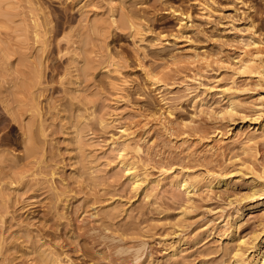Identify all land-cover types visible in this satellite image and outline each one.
<instances>
[{
  "label": "rangeland",
  "instance_id": "rangeland-1",
  "mask_svg": "<svg viewBox=\"0 0 264 264\" xmlns=\"http://www.w3.org/2000/svg\"><path fill=\"white\" fill-rule=\"evenodd\" d=\"M253 42L264 0H0V264H235L226 236L264 203L243 199L264 182ZM207 171L236 185L187 207L176 181Z\"/></svg>",
  "mask_w": 264,
  "mask_h": 264
},
{
  "label": "bare ground",
  "instance_id": "bare-ground-1",
  "mask_svg": "<svg viewBox=\"0 0 264 264\" xmlns=\"http://www.w3.org/2000/svg\"><path fill=\"white\" fill-rule=\"evenodd\" d=\"M135 29L136 32L140 31V26L134 22L131 24ZM249 46H253V50L249 52H244V54L238 59L237 61V69L236 74L240 76H244L246 78H250V80L253 78L255 79V88L264 90V51L262 47L260 46V43L253 42L252 44H248ZM260 90V91H261ZM260 91L258 92V98L259 101L258 104L254 105V118L253 122H259V129H261L262 134L261 136L264 137V96L260 94ZM242 90L239 88H235L233 86H229L227 88H224L220 90V93L222 94V97L227 101V104L224 108L220 109L217 113L213 114L216 116L217 119H221L222 121L225 120H233L236 116L240 115L243 111V103L239 99L238 95L241 93ZM211 112L213 113V109H211ZM263 119V120H261ZM260 120V121H259ZM255 137H250L248 141H254ZM264 140V138H263ZM256 143V141H254ZM253 142V143H254ZM258 142V141H257ZM255 162V161H254ZM128 166V173L130 176V179L132 180V184L135 190H138L139 188H142L144 181L138 177V175L135 173V170L132 169V163H128L127 161L124 163ZM261 166V165H260ZM262 167V166H261ZM261 169V168H260ZM241 170V169H239ZM263 172L258 174V172H255L254 168H249V173L253 174L254 176H257L258 178H263L264 175V167L261 169ZM255 173V174H254ZM235 174H224V173H216L207 171L206 175L199 179L198 177H191V175H186L182 177L180 180H177L176 183L181 187V189L184 190L188 197L187 207L191 206L192 198L198 193V191L202 188V186H209L211 187L213 184L211 181L217 180V184L223 183V185L226 188H230L231 186H235L236 184L233 183V177ZM247 176V174L242 173V170L239 171V176L241 179H244V177ZM228 178V179H226ZM175 181V180H173ZM172 181V182H173ZM252 193L246 194L243 199H263L264 196V182L261 184L259 188H256V184L252 185ZM189 204V205H188ZM264 203H256L252 205L250 208L252 211L260 209L261 213L258 216V227L260 226V229H255L250 237L244 238H236V236L232 234H228L226 238L228 240H234L237 241L236 245L233 247L232 253H233V260L235 264H264ZM189 206V208H190ZM187 207H184L182 211L180 212L181 215L187 214ZM242 216L243 212L240 213ZM225 226V224L223 225ZM175 254V253H173ZM138 256V255H137ZM141 257V256H140ZM139 258V257H138Z\"/></svg>",
  "mask_w": 264,
  "mask_h": 264
}]
</instances>
